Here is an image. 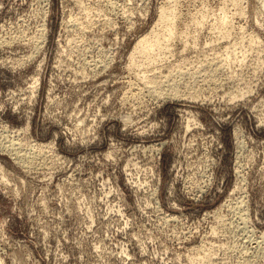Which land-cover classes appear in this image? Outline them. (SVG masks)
Returning a JSON list of instances; mask_svg holds the SVG:
<instances>
[{"label": "rangeland", "instance_id": "rangeland-1", "mask_svg": "<svg viewBox=\"0 0 264 264\" xmlns=\"http://www.w3.org/2000/svg\"><path fill=\"white\" fill-rule=\"evenodd\" d=\"M171 1V51L131 61ZM171 1L0 0V264H264L262 0Z\"/></svg>", "mask_w": 264, "mask_h": 264}, {"label": "bare ground", "instance_id": "bare-ground-1", "mask_svg": "<svg viewBox=\"0 0 264 264\" xmlns=\"http://www.w3.org/2000/svg\"><path fill=\"white\" fill-rule=\"evenodd\" d=\"M100 1H101V0H100ZM104 1H105V0H104ZM106 1H107V0H106ZM108 1L110 2V0H108ZM164 1H165V0H164ZM170 1H171V0H170ZM204 1H205V0H204ZM208 1H209V0H208ZM208 1L206 0V2H208ZM212 1H213V0H212ZM221 1H222V0H221ZM221 1H220V2H221ZM223 1H224V0H223ZM223 1H222V2H223ZM225 1H227V0H225ZM230 1H232L231 3L234 4V5L236 6V7H235V8H236V12H237L238 14H242V10H243V8H242V9L240 8V5H241V4H239V3H240L239 0H230ZM240 1H242V0H240ZM174 2H175V1H174ZM198 2L202 3V0H200V1H198ZM222 2H221V3H222ZM259 2H260V1H259ZM259 2H258V3H259ZM102 3H103V1H102ZM163 3L165 4V2H163ZM163 3H162V4H163ZM168 3H169V2H168ZM170 3H172V1H171ZM208 3H209V2H208ZM218 3H219V2H218ZM224 3H225V2H224ZM258 3H257V4H258ZM260 3H261V2H260ZM172 4H173V5H172ZM172 4L170 5V7H167V6L163 7V6H162V9L160 10V13H159V15H160V18H159V20H158L159 22H157V25H156L154 28H152V31L149 32V34H146L145 36L141 37V38L136 42V44H135L136 46L133 48L134 50H133V52L131 53V57H132V60H131V61H133L134 59L136 60V57L139 56V57H140V61H142V65H146V64H148V65L150 64V65H151L152 63L157 62V60H158V58L160 57L161 54H163V53H166V54H167V52H170V51H171V48H172V47H171V44L174 43V42H171V44H170V41L173 39V37L175 38L174 35H176V34H175L176 31H175L174 28H175V24H176V21H177V20H176V17H178L176 14H179V13H177V12H178V11H177V6L174 5V3H172ZM202 4H203V3H202ZM202 4H200V5L202 6ZM205 4H206V3H205ZM205 4H204V5H205ZM227 4H228V3H227ZM261 4H262V5H260V6H262V8H264V0H262V3H261ZM102 5H103V4H102ZM109 5H110V4H109ZM111 5H112V4H111ZM111 5H110V6H111ZM204 5H203V6H204ZM230 5H231V4H230ZM168 6H169V5H168ZM223 6H224V5L221 4V6H220V10H221V7L223 8ZM111 7H112V6H111ZM241 7H242V6H241ZM225 8H226V7H225ZM228 8H229V7L227 6V9H228ZM233 8H234V7H233ZM233 8H232V5H231V7H230L229 9H233ZM235 8H234V9H235ZM260 8H261V7H260ZM110 9H111V8H110ZM229 11H230V10H229ZM229 11H227V12H229ZM232 11H233V10H232ZM111 12H112V11H111ZM158 12H159V11H158ZM227 12H226V13H227ZM230 12H231V11H230ZM230 12H229V13H230ZM236 12H235V13H236ZM221 13H223L222 10H221ZM224 13H225V12H224ZM226 13H225V15H222V14H221V16H220V18H219V20H218V23L221 25V27L224 26V27L226 28V32H225V33L227 34V33H228V31H227L228 28H227V27H229L228 24L232 23V21H231V19H230L231 22L229 23L228 19L230 18L231 15H230L229 18H228V15H226ZM114 15H115V14H114ZM232 15H234V14L232 13ZM235 16H237V15H235ZM235 16H234V17H235ZM240 16H241V15H240ZM243 16H244V15H243ZM232 17H233V16H232ZM241 17H242V16H241ZM87 18H89V17H87ZM178 18H179V17H178ZM194 18H195V17H194ZM179 19H180V18H179ZM217 19H218V18H217ZM217 19H216V21H217ZM236 19H237V18H236ZM86 20H87V19H86ZM95 20H96V19H95ZM95 20L93 19V20H91V21H95ZM102 20H104V19H102ZM102 20H100V21L98 20V21H99V22H102ZM232 20H233V19H232ZM89 21H90V20H89ZM104 21H105V20H104ZM214 21H215V20H214ZM234 21H236V20H234ZM234 21H233V22H234ZM241 21H242V19H241ZM80 22H81V21H80ZM80 22H78L77 24H80ZM83 22H84V21H83ZM83 22H81V23L83 24ZM85 22H87V21H85ZM105 22H108V21L106 20ZM105 22H104V23H105ZM177 22H178V21H177ZM238 22H239V21H238ZM87 23H88V22H87ZM87 23H86V24H87ZM92 23H93V22H92ZM104 23H103V25H104ZM109 23H110V22H109ZM109 23H108V25H109ZM77 24H75V25H77ZM100 24H101V23H100ZM211 24H212V23H211ZM219 24H218V25H219ZM232 24H236V23L234 22V23H232ZM237 24H238V23H237ZM239 24H241V23H239ZM239 24H238V25H239ZM72 25H74V24H72ZM84 25H85V24H84ZM84 25H83V27H84ZM89 25H91V22L89 23ZM89 25H87V26H89ZM105 25H107V23H105ZM197 25H200V24H197ZM201 25H202V24H201ZM201 25H200V26H201ZM209 25H210V24H209ZM213 25H217V24H215V22H214ZM79 26H80V25H79ZM87 26H86V27H87ZM77 27H78V26H77ZM83 27L80 26V28H82V29H83ZM102 27H103V26H102ZM201 27H202V26H201ZM201 27H200V28H201ZM204 27H205V25H204ZM204 27H203V28H204ZM210 27H211V26H210ZM218 27H219V26H218ZM221 27H219V28H221ZM231 27L233 28L234 26L232 25ZM238 27H239V26H238ZM78 28H79V27H78ZM87 28H88V27H87ZM197 28H198V27H197ZM206 28H207V27H206ZM232 28H231V29H232ZM242 28H243V27H242ZM242 28H239V29H242ZM212 29H213V28H212ZM212 29H211V30H212ZM231 29L229 28V30H231ZM85 30H87V29L85 28ZM204 30H205V29H204ZM208 30H209V29H208ZM222 30H223V28H222ZM209 31H210V30H209ZM220 31H221V30H220ZM232 31H233V30H232ZM221 32H222V31H221ZM251 32H252V31H251ZM251 32H250V33H251ZM176 33H177V32H176ZM183 33H184V32H183ZM185 33H186V32H185ZM219 33H220V32H219ZM222 33H223V32H222ZM230 33H231V32H230ZM250 33H249V35H250ZM252 33H253V32H252ZM208 34H209V33H208ZM210 34H211V33H210ZM228 34H229V33H228ZM254 34H255V32H254ZM219 35H220V34H219ZM221 35H223V34H221ZM249 35H248V36H249ZM221 37H222V36H221ZM227 37H228L227 40H229V37H230V36L227 35ZM250 37H251V39H252L254 42H256V43H255L256 46H255V45H252L253 48L256 47V49H257V47H258V46H257V45H258V42H260V41H258V36H254V35H253V36H250ZM16 38H17V37H16ZM223 38H224V37H223ZM225 38H226V37H225ZM13 39H14V38H13ZM13 39H9V40H11V42H14V41H12ZM19 39H20V38H19ZM249 39H250V38H249ZM251 39H250V40H251ZM9 40H8V41H9ZM32 40H33L34 42H36V40H34V39H32ZM32 40H31V41H32ZM222 40H223V39H222ZM252 40H251V41H252ZM1 41H2V40H1ZM4 41H5V40H4ZM4 41H3V42H4ZM6 41H7V40H6ZM8 41H7V42H8ZM19 41H20V40H19ZM173 41H174V40H173ZM251 41H250V42H251ZM253 41H252V42H253ZM177 42H179V41H177ZM183 42H184V41H183ZM211 42H213V41H211ZM223 42L225 43V41H223ZM230 42H231V41H230ZM230 42H229V43H230ZM252 42H251V43H252ZM38 43H39V41H38ZM179 43H180V42H179ZM184 43H185V42H184ZM235 43H236V42H235ZM251 43H250V45H251ZM6 44H7V43H6ZM14 44H15V42H14ZM14 44H13V45H14ZM36 44H37V43H36ZM36 44H34V45H36ZM174 44H175V43H174ZM259 44H260V43H259ZM38 45H39V44H38ZM183 45H185V44H183ZM187 45H188V43H187ZM208 45H209V44H208ZM210 45H211V44H210ZM212 45L214 46V44H212ZM212 45H211V46H212ZM218 45L220 46V43H219ZM218 45H216V46H218ZM225 45H226V44H225ZM230 45H231V44H230ZM234 45H235V44H234ZM237 45H238V44H237ZM237 45H236V46H237ZM9 46H10V45H9ZM39 46H40V45H39ZM213 46H212V47H213ZM221 46H223V44H222ZM231 46H232V45H231ZM236 46H234L235 49H236ZM252 46H251V48H252ZM254 46H255V47H254ZM170 47H171V48H170ZM185 47H186V46H185ZM188 47H189V46H188ZM188 47H187V49H188ZM192 47H193V46H192ZM212 47H211V48H212ZM36 48H37V47H36ZM189 48H190V47H189ZM217 48H218V47H217ZM230 48H232V47H230ZM230 48H229V49H226V50L223 51V52H220V50H219V51L216 50L217 52L212 53V54H213V58H211V60L208 59L209 62H210V65H213L214 63H216V64L218 65L219 63H222V61H223V62L228 61V59H229V57H230V55H231V53H232V52L230 51V50H231ZM239 48H240V46H239ZM191 49H192V48H191ZM209 49H210V48H209ZM212 49L215 51V48H212ZM212 49H210V52H211ZM219 49H220V48H219ZM221 49H222V48H221ZM232 49H233V48H232ZM240 49H241V48H240ZM240 49H238V51H239ZM185 50H186V49H185ZM188 50H189V49H188ZM243 50H244V49H243ZM186 51H187V50H186ZM221 51H222V50H221ZM207 52H208V51H207ZM244 52H245V51H244ZM240 53H241V52H240ZM212 54H211V55H212ZM248 54H250V53H248ZM164 55H165V54H164ZM164 55H163V56H164ZM204 55H205V54H204ZM238 55H239V54H238ZM238 55H237V56H238ZM241 55H242V54H241ZM168 56H169V55H168ZM206 56H207V54H206ZM208 56H210V54H209ZM231 56H232V55H231ZM234 56H236V54L233 55V57H234ZM237 56H236V57H237ZM244 56H245V54H244ZM244 56H243V58L246 59V57H244ZM248 56H249V55H248ZM131 57H130V58H131ZM236 57H234V58H236ZM205 58H206V57H205ZM231 58H232V57H231ZM231 58H230V59H231ZM234 58H233V59H234ZM105 59H106V58H105ZM137 59H138V58H137ZM241 59H242V58H241ZM245 59H244V60H245ZM258 59H259L258 62L261 61L260 58H258ZM103 60H104V59H103ZM135 60H134V61H135ZM202 60H203V59H202ZM231 60H232V59H231ZM231 60H230L229 62H232ZM204 61H205V60H204ZM239 61H240V60H239ZM245 61H246V60H245ZM138 62H139V61L135 62V64L137 63L136 65H138ZM201 62H202V61H201ZM240 62H242V61H240ZM240 62H239V63H240ZM96 63H98V62H96ZM100 63L102 64L103 62H99V64H100ZM104 63H106L105 60H104ZM131 63H132V62H131ZM202 63H205V62H202ZM242 63H243V62H242ZM88 64H89V62H88ZM88 64H87V65H88ZM99 64H98V65H99ZM101 64H100V65H101ZM168 64H169V63H168ZM168 64H167V66H168ZM173 64H174V63H173ZM216 64H214V66H216ZM226 64H227V63H226ZM228 64H229V63H228ZM228 64H227L226 66H224L223 64H222V65L220 64V66H222V67H223V66H224V67H227ZM244 64H245V63H244ZM246 64H247V61H246ZM90 65H91V63H90ZM94 65H95V64H94ZM98 65H97V67H98ZM100 65H99V66H100ZM103 65H105V64H103ZM132 65H134V63H133ZM140 65H141V64H140ZM148 65H147V66H148ZM150 65H149V66H150ZM152 65H153V64H152ZM152 65H151V66H152ZM158 65H159V64H158ZM162 65H163V64H162ZM175 65H176V64H175ZM175 65H174V66H175ZM200 65H201V64H200ZM203 65H204V64H203ZM207 65H208V64H207ZM255 65H256V64H255ZM92 66H93V65H92ZM92 66H91V67H92ZM101 66H102V65H101ZM105 66H106V65H105ZM105 66H104V67H105ZM128 66H129V65H128ZM130 66H131V65H130ZM164 66H166V64H164ZM174 66L171 64L170 67H172V69H173ZM258 66H259V65H258ZM258 66H257V67H258ZM95 67H96V66H95ZM139 67H140V66H139ZM143 67H144V66H143ZM145 67H146V66H145ZM155 67H156V66H155ZM159 67H160V66H159ZM162 67H163V66H162ZM177 67H178V66H177ZM200 67H201V66H200ZM205 67H206V66H205ZM205 67H204V69H205ZM216 67H217V66H216ZM218 67H219V66H218ZM224 67H223V69H224ZM240 67L242 68V65H240ZM244 67H245V66H244ZM244 67L242 68L243 71H244ZM259 67H260V66H259ZM98 68H99V67H98ZM152 68H153V67H151V69H152ZM157 68H158V67H157ZM164 68L168 69L169 66H168V68H167V67H164ZM208 68H209V67L207 66V69H208ZM211 68H212V66H211ZM213 68H214V70H215V67H213ZM245 68H246V67H245ZM252 68H253V67H252ZM254 68H255V67H254ZM91 69H92V68H91ZM100 69H101V68H100ZM133 69H134V68H133ZM136 69H137V68H136ZM136 69H135V70H136ZM146 69H147V68H146ZM149 69H150V67L148 68V70H149ZM158 69H159V68H158ZM161 69H162V68H161ZM189 69H190V68H189ZM193 69H194V68H193ZM197 69H199V68H197ZM197 69H196V71H197ZM207 69H206V70H207ZM209 69H210V68H209ZM216 69H217V68H216ZM219 69H220V68H219ZM219 69H218V72H219ZM223 69H220V70H223ZM96 70H97V68H96ZM101 70L103 71V69H101ZM128 70H129V72H130L131 69H128ZM140 70H141V69H140ZM175 70L177 71V69H175ZM182 70H183V68H182ZM202 70H203V69H202ZM211 70L213 71V69H211ZM252 70H254V69H252ZM252 70H251V71H252ZM94 71H95V70H94ZM98 71H99V70H98ZM102 71H101V72H102ZM136 71H137V70H136ZM143 71H144V70H143ZM152 71H153V69H152ZM154 71H155V70H154ZM154 71H153V72H154ZM160 71H161V70H160ZM172 71H173V70H171V72H172ZM184 71H185V69H184ZM188 71H190V70H188ZM192 71H194V70H192ZM204 71H205V70H203L202 73H201L200 71H199V72H200V74H203ZM207 71H208V70H207ZM215 71H216V70H215ZM238 71H239V70H238ZM254 71H255V70H254ZM101 72H100V73H101ZM129 72H128V73H129ZM132 72H134V71L132 70ZM141 72H142V71H140V73H141ZM146 72H147V70H146ZM153 72L150 71V73H151L152 75H148V74H149V71H148V74H146L145 77H144V75L142 76V77H144L145 82H146L147 84H148V83L150 84L149 86L146 84L149 88H148V87H147V88L145 87V88H146V89H150V86H152V89L155 88V89H156V92L158 91V93H156V95H157V94L160 95L159 92H161V94H162V91H163V87H162L163 83H165V81H167V82H166V84H167V83L169 82V79L174 78V77H173V76H172V77L170 76L171 72H170V74L167 73V75H164V74H163L164 72H163V73L160 72V73H162L164 76H161L159 73H158L159 75H157V74H155V73L153 74ZM165 72H166V71H165ZM168 72H169V71H168ZM178 72H179V71H178ZM178 72H177V73H178ZM181 72H182V71H181ZM181 72H179V73H181ZM186 72H187V71H186ZM216 72H217V71H216ZM255 72H256V73L258 72L257 69H256ZM94 73H95V72H94ZM96 73L98 74V72H96ZM138 73H139V72H138ZM138 73L136 72V74H138ZM142 73H143V72H142ZM173 73H174L173 75H175V77H176V75H178V74H175L176 72H173ZM189 73H190L191 75H188V76H192L193 74H194V75L196 74L195 72H189ZM209 73H210V72H209ZM213 73H214V71H213ZM237 73H238V72H237ZM130 74H131V73H130ZM183 74H184V73H183ZM207 74H208V73H207ZM210 74H211V73H210ZM214 74H216V73H214ZM253 74H255V73H252V75H253ZM100 75H101V74H100ZM139 75H140V74H139ZM180 75H181V74H180ZM180 75L178 76L179 79H180V78L182 79L183 77H184V78L187 77V76H186V73L184 74L185 76H183V77H181ZM208 75H209V74H208ZM218 75H219V74H218ZM226 75H227V74H226ZM228 75H229V74H228ZM230 75H231V74H230ZM230 75H229V76H230ZM236 75H237V74H236ZM236 75H235V76H236ZM240 75H241V74H240ZM242 75L245 76V74H242ZM242 75H241V77H243ZM197 76H199V74H198ZM202 76H203V75H202ZM215 76H216V75H215ZM253 76H254V75H253ZM253 76H252V77H253ZM170 77H171V78H170ZM199 77H200V76H199ZM219 77H220V76H219ZM225 77H226V76H225ZM227 77H228V76H227ZM227 77H226V78H227ZM231 77H232V76H231ZM247 77H248V76H247ZM247 77H246V78H247ZM250 77H251V76H250ZM254 77H255V76H254ZM193 78H194V77H193ZM196 78H197V77H196ZM200 78H201V77H200ZM200 78H199V79H200ZM205 78H206V77L204 76V79H205ZM210 78H212V77H210ZM217 78H218V77H217ZM226 78H225V79H226ZM229 78H230V77H229ZM233 78H234V76H233ZM237 78H238V76H237ZM239 78H240V77H239ZM248 78H249V77H248ZM204 79H203V80L201 79V80L204 81ZM214 79H215V77H214ZM218 79H219V78H218ZM220 79H221V78H220ZM222 79H223V78H222ZM249 79H250V78H249ZM249 79H248V80H249ZM144 80H143V81H144ZM174 80H176V79H174ZM182 80H183V79H182ZM192 80H193V79H192ZM215 80H216V79H215ZM226 80H228V79H226ZM226 80H225V81H226ZM229 80H232V79H229ZM229 80H228V81H229ZM244 80L246 81L247 79H244ZM248 80H247V81H248ZM140 81H141V79H140ZM143 81H142V82H143ZM184 81H185V80H184ZM193 81H194V80H193ZM205 81H206V80H205ZM205 81H204V83H205ZM207 81H208V82H206V83L208 84L210 81H209V79H208ZM212 81H213V79H212ZM217 81H218V80H217ZM219 81H220V80H219ZM245 81L242 80V82H245ZM173 82H174V81H173ZM173 82H170V83L172 84ZM176 82H179V81H176ZM181 82H182V81H181ZM185 82H186V81H185ZM220 82H221V81H220ZM223 82H224V80H223ZM232 82H233V81H232ZM234 82H235V79H234ZM236 82H237V81H236ZM236 82H235V83H236ZM238 82H239V81H238ZM174 83H175V82H174ZM188 83H190V82H188ZM188 83H186V84L188 85ZM206 83H205V84H206ZM212 83H213V82H212ZM215 83H216V82H215ZM215 83H214V85H215ZM227 83H228V82H227ZM245 83H246V82H245ZM247 83H248V82H247ZM247 83H246V84H247ZM168 84H169V83H168ZM177 84H179V83H177ZM191 84H194V83H191ZM198 84H199V81H198ZM217 84H219V82H217ZM217 84H216V85H217ZM220 84H221V83H220ZM224 84H225V83H224ZM224 84H221V85H224ZM236 84H237V83H236ZM241 84H242V83H241ZM243 84H244V83H243ZM143 85H145V83H143ZM172 85H173V84H172ZM172 85H170V88L172 87ZM182 85H183V83H182ZM194 85H195V84H194ZM208 85H209V84H208ZM216 85H215V86H216ZM221 85L219 86L220 88H222ZM227 85H228V84H227ZM230 85H231V84H230ZM247 85H248V84H247ZM168 86H169V85H168ZM173 86H174V85H173ZM175 86H176V85H175ZM175 86H174V88H175ZM185 86H186V85H185ZM195 86H196V85H195ZM200 86H201V85H200ZM212 86H213V84H212ZM224 86H225V85H224ZM224 86H223V87H224ZM238 86H240V85H238ZM249 86H250V85H248L247 88H248ZM183 87H184V85H183ZM187 87H188V86H187ZM189 87L191 88V85H189ZM217 87H218V86H217ZM217 87H216V88H217ZM228 87H229V86H228ZM230 87H231V86H230ZM230 87H229V88H230ZM232 87H235V85L232 86ZM242 87H243V86H242ZM251 87H252V86H251ZM177 88H178V87H177ZM195 88H196V87H195ZM236 88H237V87H236ZM245 88H246V87H245ZM130 89H131V88H130ZM142 89H144V88H142ZM152 89H151V91L153 92ZM155 89H154V90H155ZM178 89H180V88H178ZM183 89H184V88H183ZM185 89H186V88H185ZM217 89H219V88H217ZM222 89H224V88H222ZM227 89H228V88H227ZM230 89H231V88H230ZM232 89H233V88H232ZM232 89H231L230 91H232ZM249 89H250V88H249ZM252 89H253V88H252ZM187 90H188V89H187ZM187 90H185V91H187ZM234 90H236V89L234 88ZM234 90H233V91H234ZM241 90H242V88H241ZM151 91H149V92H151ZM172 91H173V90H172ZM191 91H192V90H191ZM236 91H237V90H236ZM238 91H239V89H238ZM238 91H237V93H239ZM243 91H244V90H243ZM246 91H248V90H246ZM246 91H245V92H246ZM147 92H148V91H147ZM154 92H155V91H154ZM173 92H175V90H174ZM181 92H184V91H181ZM241 92H242V91H241ZM249 92H250V90H249ZM130 93H131V92H130ZM163 93H164V92H163ZM168 93H169V91H168ZM171 93H172V92H171ZM176 93H177V91H176ZM185 93H186V92H185ZM190 93H191V92H189L188 94H190ZM230 93L232 94V92H230ZM233 93H235V92H233ZM237 93H236V95H237ZM247 93H248V92H247ZM132 94H133V92H132ZM148 94H149V93H148ZM153 94H154V93H153ZM166 94H167V93H166ZM173 94H174V93H173ZM182 94H183V93H182ZM231 94H230V95H231ZM239 94H240V93H239ZM159 95H157V96H159ZM184 95H186V94H183V96H184ZM228 95H229V94H228ZM234 95H235V94H234ZM132 96H133V95H132ZM154 96H155V94H154ZM157 96H156V101H157ZM163 96H164V95H163ZM165 96H166V95H165ZM165 96H164V97H165ZM168 96H169V94L167 95V97H168ZM172 96H173V95H172ZM179 96H180V95H179ZM179 96H178V97H179ZM183 96H182V98L185 99V96H184V97H183ZM188 96H190V95H188ZM239 96L242 97L243 95H239ZM151 97H152V95H151ZM169 97H170V96H169ZM174 97H175V96H174ZM176 97H177V96H176ZM176 97H175V98H176ZM180 97H181V96H180ZM229 97H230V96H229ZM237 97H238V95H237ZM237 97H235V98H237ZM170 98H171V97H170ZM187 98H188V97H187ZM190 98H191V96H190ZM192 98H193V95H192ZM235 98H234V99H235ZM153 99H154V98H153ZM161 99H162V97H161ZM167 99H168V98H167ZM158 100H159V97H158ZM226 100H228L227 97H226ZM232 100H233V99H232ZM237 100L239 101L238 98H237ZM154 102H155V101H154ZM226 102H227V101H226ZM228 102H229V101H228ZM231 102H232V101H231ZM227 104H228V103H227ZM234 104H235V103H234ZM225 105H226V103H225ZM228 106H229V104H228ZM228 109H229V108H228ZM180 111H181V110H180ZM222 115H224V113H223ZM10 141H12V140L10 139ZM17 141H18V140H17ZM17 141H16V142H17ZM1 142H2V143H1ZM1 142H0V143H1V144H0L1 146H0V147H2V144H4V141H1ZM19 142H20V141H19ZM11 143H12V142H11ZM14 143H15V141H13L12 144H14ZM20 143H21V142H20ZM22 143H23V142H22ZM8 144H10V143H8ZM18 144H19V143H18ZM4 145H5V144H4ZM25 145H26V144L24 143V147L26 148ZM13 146H14V145H13ZM18 146H19V148H20L21 145L19 144ZM7 147L12 148L11 145H10V146L7 145ZM7 147L5 148V150L7 149ZM14 147H15V146H14ZM14 147H13L12 149L15 151ZM16 147H17V146H16ZM39 147H40V146H38L37 149H39V150H40V149H44L43 146H42V148H39ZM21 148H22V146H21ZM25 148H24V149H25ZM22 149H23V148H22ZM24 149H23V150H24ZM27 149L29 150V148H27ZM27 149H26V151H27ZM33 149H34V148H33ZM3 150H4V149H3ZM5 150H4V151H5ZM8 150H9V149H8ZM13 150H12V153H14ZM20 150H21V149H20ZM20 150H19V152L17 153V156H19V159L24 160V161L28 160V159L25 160V157H24V154H23L24 151H23V152L21 151L22 153H20ZM30 150H31V149H30ZM35 150H36V148H35ZM16 151H17V149H16ZM31 151H32V150H31ZM33 151H34V150H33ZM37 151H38V150H37ZM37 151H36L35 155L33 154V156H37V155H36V154L38 153ZM44 151H45V150H44ZM10 152H11V151H10ZM34 152H35V151H34ZM27 153H28V152H26L25 154H26V155H29V154H30V153H28V154H27ZM41 153H43V151H42ZM45 153H46V152H45ZM15 154H16V153H15ZM38 154H40V153H38ZM12 155H13V154H12ZM40 155H41V154H40ZM46 155H47V153H46ZM46 155H44V156H46ZM33 156L30 157V160L34 158ZM14 157H15V156H14ZM37 157H38V156H37ZM39 157H40V156H39ZM41 157H42V156H41ZM27 158H28V157H27ZM42 158H43V157H42ZM44 158H45V157H44ZM44 158H43V159H44ZM15 159H16V158H15ZM19 159H18V160H19ZM35 159H37V158H35ZM18 160H17V161H18ZM21 160H20V161H21ZM20 161H19V162H20ZM24 161H23V162H24ZM32 161H33V160H31L30 163H28V167L31 166V165H29V164H31ZM19 162H18V163H19ZM28 162H29V161H28ZM34 163H36V162L34 161V162H33V165H34ZM24 164H25V162H24ZM22 165H23V164H22ZM33 165H32V166H33ZM20 166H21V165H20ZM24 166H26V164H25ZM24 166H22V167H24ZM25 168H26V167H25ZM25 168H24V170H25ZM26 169H27V168H26ZM30 169H33V168H29V172H30ZM35 169H37V168H35ZM31 171H32V170H31ZM197 187H198V186H197ZM203 188H204V187H203ZM197 189H198V188H197ZM198 190H201V189H198ZM201 192H202V190H201ZM203 192H204V191H203ZM200 194H201V193H200ZM239 205H240V204H239ZM236 206H238V204H237ZM236 206H235V207H236ZM235 207H234V208H235ZM241 207H242V206H241ZM239 208H240V206L238 207V209H239ZM240 209H241V208H240ZM236 210H237V208H236ZM242 210H243V209H242ZM238 212H239V211H238ZM241 213L243 214L244 212L241 211ZM241 217L244 218V215L241 216ZM244 219H245V218H244ZM247 219H248V218L246 217L245 221H246ZM168 220H169V219H168ZM242 220H243V219H242ZM242 220H241V222H242ZM245 221H244V222H245ZM247 221H248V220H247ZM241 224H242V223H241ZM243 225H244V224H243ZM243 225H242V226H243ZM245 225H246V227H247V224H245ZM242 226H241V227H242ZM241 227L239 226V228H241ZM241 230H243V229H241ZM245 230H246V228H245ZM256 242H257V241H256ZM258 243H259V242H258ZM259 244H260V243H259ZM259 244H256V245L259 246ZM258 246H257V247H258ZM211 249H212V247L210 248V251H211ZM208 250H209V249H208ZM210 251H209V252H210ZM209 252H208V253H209ZM204 253H205V252H204ZM201 254H202V253H201ZM204 255H205V254H203V256H204ZM214 255H215V254H214ZM198 256H199V255H198ZM203 256H202V257H203ZM205 256H206V255H205ZM208 256H209V254H208ZM198 258H200V257H198ZM207 258H208V257H207ZM202 259H203V258H202ZM209 259H210V258H209ZM204 260H206V259H204ZM204 260H203V262H204ZM210 260H212V258H211ZM197 261H198V263H199V260H197ZM208 261H209V260H208ZM210 262H211V261H210ZM210 262H209V264H210ZM201 263H202V262H201ZM212 263H213V262H212ZM203 264H205V263H203ZM206 264H207V263H206Z\"/></svg>", "mask_w": 264, "mask_h": 264}]
</instances>
